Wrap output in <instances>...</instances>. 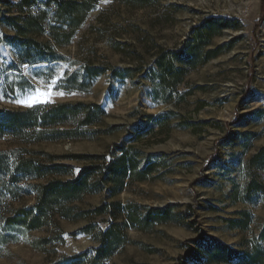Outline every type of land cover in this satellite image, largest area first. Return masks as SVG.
Here are the masks:
<instances>
[{
	"label": "rangeland",
	"instance_id": "obj_1",
	"mask_svg": "<svg viewBox=\"0 0 264 264\" xmlns=\"http://www.w3.org/2000/svg\"><path fill=\"white\" fill-rule=\"evenodd\" d=\"M2 1L0 109L30 108L21 101L83 102L105 113L76 138L0 139V153L15 151L43 166H72L69 174L17 183L1 177L9 195L0 197V264H68L82 253L81 264H90L99 237L112 226L124 242L97 264H203L187 255L191 247L205 258L195 243L201 235L239 252L240 259L230 264L264 251L259 238L264 192L246 191L251 180L264 184V170L249 167L264 146V0H100L69 45L52 46L56 60H47L52 54L46 48L45 57L31 48L34 64L22 62L24 45L12 40V26L4 19L16 13ZM34 40L42 45L50 38ZM188 46L198 50L199 64L172 89L167 72L161 82L157 62L165 69L183 68L177 54ZM209 50L217 53L202 62ZM113 125L111 133L96 132ZM114 144L127 151L137 173L147 168L144 179L126 178L114 193L107 182L72 206L87 211L118 202L130 217L115 210L74 221L55 215L35 230L6 224L15 211L36 203L31 185L71 180L82 167L102 162L51 156L106 155L108 161ZM166 208V219L158 221L154 212ZM147 218L152 225L144 227ZM86 225L90 235L81 231Z\"/></svg>",
	"mask_w": 264,
	"mask_h": 264
},
{
	"label": "trees",
	"instance_id": "obj_2",
	"mask_svg": "<svg viewBox=\"0 0 264 264\" xmlns=\"http://www.w3.org/2000/svg\"><path fill=\"white\" fill-rule=\"evenodd\" d=\"M100 0H17L11 3L7 0L2 1L8 6V11L16 15L5 17V21L10 23L14 39H21L24 45L25 59L22 62L34 64L35 61L29 57L30 49L36 50L37 55L44 56L43 49L46 48L52 54L47 60H56L53 45H69L78 31L85 24L88 15L96 7ZM129 3L130 0H120ZM148 0H140L145 2ZM48 35L50 40L44 44L35 42L34 37ZM217 51L209 50L204 61L215 56ZM183 68L169 69L163 67L161 61H158V67L161 70V82H166V72L170 77L169 85L173 89L183 79L187 69L194 68L199 64L198 50L188 46L185 51L177 54ZM201 63V62H200ZM74 76L65 79V82L71 83ZM168 81V80H167ZM104 111L97 104L77 103H59L47 105H35L26 110H5L0 109V139L10 136L19 139L22 142L29 141H52L59 139H71L80 137L85 131V127L96 125L102 120ZM117 129V126H110L106 130H96V132L111 133ZM110 158L107 161L106 155H65L62 157L51 156V159L66 160H86L102 161L101 164H91L82 167L77 175L71 180H50L45 184L31 185L36 192V203L29 209H20L14 212V216L7 220L6 224L17 225L24 230H35L49 223L50 218L57 215L62 219L74 221L87 218L90 215L98 216L105 213L114 215L118 213L130 214L127 207L115 202L111 204H101L91 210L78 211L72 203L80 201L84 196L100 191L105 183H113V193L120 191L126 178L144 179L147 168L144 171L136 172L135 162L127 157V151L123 146L114 144L110 149ZM119 152V156H115ZM249 167H255L257 170H264V146L250 159ZM72 173V166L67 164H54L43 166L34 162L31 158H23L16 155L15 151L9 153H0V197L4 194L9 195V191L1 177L8 176L10 182H19L22 180H36L49 175H65ZM100 175V181H92V176ZM247 193H263L264 184L261 182L255 186L254 180H251L247 187ZM190 213L194 214V208L190 207ZM154 217L158 221H164L168 214V209L156 210ZM131 220V219H130ZM129 220V221H130ZM132 221V220H131ZM128 223V222H127ZM151 219H146L144 227L152 224ZM131 222L128 223L130 225ZM81 231L84 234H91L92 227L84 226ZM195 241L196 245L202 246L204 259L197 256L191 247L187 249V255L191 260L203 264H230L235 259H240V253L228 248L226 245L217 242L212 238H204ZM259 238L264 241V225L262 226ZM121 230L112 226L107 228L99 237V246L94 250V255L87 261L90 264H97L108 259L114 251L120 247L124 240ZM47 240H44L45 242ZM86 258V253L75 256L68 264H81L82 259ZM248 258V257H247ZM242 261V260H240ZM239 264H264V251L257 249L256 253L245 260L237 262Z\"/></svg>",
	"mask_w": 264,
	"mask_h": 264
},
{
	"label": "snow or ice",
	"instance_id": "obj_3",
	"mask_svg": "<svg viewBox=\"0 0 264 264\" xmlns=\"http://www.w3.org/2000/svg\"><path fill=\"white\" fill-rule=\"evenodd\" d=\"M60 95H63L64 93H59ZM20 103H22V104H24V106H26V107H31L32 105L31 104H26V103H24L23 101H21Z\"/></svg>",
	"mask_w": 264,
	"mask_h": 264
}]
</instances>
